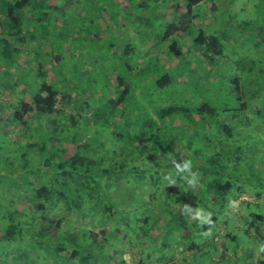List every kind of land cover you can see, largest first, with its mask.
<instances>
[{"label": "rangeland", "instance_id": "374dc122", "mask_svg": "<svg viewBox=\"0 0 264 264\" xmlns=\"http://www.w3.org/2000/svg\"><path fill=\"white\" fill-rule=\"evenodd\" d=\"M53 1L59 7L60 21L54 23V51L65 52L64 62L72 74H66V78L77 82V91L85 90L82 97H96L93 99L97 100L99 112V107L103 110L107 106V93L112 95L116 90L114 78L123 69L136 88L137 98L131 108L136 110L137 119L146 120V114L153 113L155 107L171 103L184 108L185 114L177 115L178 123L156 121L159 130L153 136L161 144L150 143L137 151L143 160L123 150L118 160L103 163L112 175L108 180L110 191H114L111 196L106 194L104 178L99 183L101 189L90 188L93 195L88 194L90 189L81 188L78 199L82 203L76 208L75 194L65 190L70 189V184L54 172V191L58 194L54 195V209L42 197L36 202L44 204L43 208L28 207L40 172L31 164L34 149L11 135L17 124L10 126L0 121V235L10 225L15 226L16 233L9 244L0 237V264H82V260L87 264H257L258 251L264 245V0H223L217 3V11L208 3L196 5V20L187 42L184 45L179 40L190 53L185 52L178 60L166 51L177 37L167 41L160 38L164 31L161 15L170 12L167 2L182 0ZM165 18L167 21L170 17ZM199 29L216 34L223 47L219 56L205 59L207 62L194 52L193 39ZM257 30L263 41L256 35ZM40 46L42 50L50 49L49 44ZM125 48L131 49L126 52ZM48 59L42 60L45 68H50ZM1 62L5 61L0 54ZM30 65L35 66V61ZM5 69L0 68L2 82L7 81ZM165 73L171 81L160 86L157 81H162ZM198 73L205 77L199 78ZM56 81L54 76V83L59 82ZM15 97L11 91L0 92L4 106ZM68 99L63 96L60 104H68ZM92 101L87 100L91 106ZM202 105L207 109L200 111ZM97 122L100 123L94 125L88 118L82 119L77 131L92 148L99 149L93 158L108 153L101 149L103 142L111 148L108 155L114 156L113 148L118 150V145L102 124L107 122L105 116L101 115ZM138 129L136 126L131 133L128 129L121 133L136 135ZM91 134L100 140L91 139ZM18 146V162L10 166L6 158ZM181 159L187 164L182 165ZM211 160L225 168L210 166ZM199 161L204 162L203 169L208 173H194ZM185 181L187 186L183 185ZM227 181L231 186L226 190L223 185ZM167 182L179 185L181 193L194 194L195 207L187 208L188 218L189 211L202 205V218L216 216L213 224L186 237H182L177 221L165 226L160 216L163 202L178 196L164 192ZM240 191V200H253L250 206H245L244 201L237 208L240 200L235 198ZM255 199H259L257 205ZM105 206L111 211L103 212ZM50 219H60L56 231ZM235 220H239L237 226L241 229L237 231L238 238H225L220 243L222 238L214 235H224L232 229L230 221ZM97 226L105 228L100 241L88 232L98 231ZM190 241L199 245L200 252L180 255ZM71 250L77 253L73 256ZM170 257L172 261L167 260Z\"/></svg>", "mask_w": 264, "mask_h": 264}, {"label": "trees", "instance_id": "16d2710c", "mask_svg": "<svg viewBox=\"0 0 264 264\" xmlns=\"http://www.w3.org/2000/svg\"><path fill=\"white\" fill-rule=\"evenodd\" d=\"M182 1L183 2H167L170 12H165L161 15V20H164L162 24L164 31L160 38L162 41H167L170 39L172 40L173 37H177V40H172L166 49L169 55L176 57L177 60L182 57L185 52L190 53L189 49L181 47L179 40L182 39L184 45L187 42L186 37L192 29V22L196 20V15L193 13L194 7L204 2L206 5L207 3L210 4V8L213 11H217V3L223 0ZM219 5L223 6L222 3ZM58 8L57 3L53 0H0V36L2 37H0V46L2 47V53L0 54L2 55L3 61H5L0 63V68H6L4 71L6 73L5 78H7L5 82L0 80V92L3 90L7 92L11 91L16 96L15 101L5 106L0 102V121H7L10 123V126L14 123L17 124L18 127L13 130L11 135L14 136L17 141H22L23 145L28 147V149H34L30 153L32 159V163H30L36 165V170H40V172H38V176L35 177L38 181L33 179L35 180L36 189L32 195L33 199L30 200L28 205L30 209H40L44 207V204H38L36 202V198L40 197L44 198L45 202L51 203V207L54 209V195H58L54 191V182L56 180L54 172L61 176L65 183L68 182V184H70L68 185L70 189L65 188V190L73 195L75 194L76 199H74V206H76V208L80 207L82 203V199H78L80 195H82L80 192L81 188L101 189L102 187L99 186V183L103 182L100 180H104V178L107 180V182L104 181L106 183V194L109 196L113 195L114 191H110L112 186L111 182H108L112 175L108 168H103V166H105L103 163H107L108 161L113 163L116 159L118 160V157L120 158L122 153H124L123 150L136 156V159L143 160V158H140L138 155L141 153L137 151L143 150L151 145L150 143H154L157 146L161 144L160 141L158 142L157 138H154L155 135L153 136V134L159 130V128L155 127L156 121L166 119L170 122L172 121V123H178L177 115L185 114L183 112L184 108L177 103H171L155 107L153 113L148 112V114H146L148 117L146 120L137 119L136 110L131 108L132 102L137 98L136 88L129 79L124 76L123 69L122 72H119L114 78L116 90L112 95L107 93V96H105L107 106L103 110L99 107L101 111L99 112L98 109H96L97 103L95 101L97 100L93 99L96 97H82V93H84L85 90L77 91V82L72 80L69 81L66 78V74H72L69 72L70 70L66 68V62H64V56H66L65 52L62 53L59 50H57V52L54 51V23L59 24L60 22L57 18ZM165 17L170 18L166 21ZM3 22H5V25ZM255 33H257L256 35L259 34L258 37H261V33L258 30ZM261 40L263 41V37H261ZM193 41L196 45L194 52L200 54L198 57L201 58L202 61L205 59L211 60L214 56H219L222 53L223 47L214 33H207L203 29H199ZM42 44H49L50 49L42 50L40 46ZM130 49L131 48H125V51L128 52ZM47 57L49 58L48 63L50 68H45L46 62H42V60ZM33 60L35 61V66H29ZM1 74L2 71L0 70V75ZM54 76L58 78L59 82L56 81L58 83H54ZM197 76H199V78L205 77V75L199 73ZM162 79V81H157L160 86L169 84L171 81L167 73L162 75ZM234 82L238 84V79L235 78ZM19 86H22V88L19 89ZM23 89H25V91H23ZM63 96H69V103L66 105L60 104V100ZM88 99L93 100L92 106L87 102ZM81 100L82 102H79ZM58 104L60 107H57ZM204 108L206 107L202 105L199 110L203 111ZM208 110H210V108H208ZM101 115L105 116L107 122L102 124L108 127L107 130L111 134L110 137L112 134L116 137L112 139H115L118 150H115L116 147L113 148L114 143H111L115 155L113 156L112 153L108 155L111 148L109 144L103 142V147L101 149L105 151L109 150L108 153L101 154L100 158H93L92 156H96L95 153L98 152L99 149L92 148L89 144L90 142L87 143L86 140H83V135L77 130L82 123V119L85 120L86 118L91 120L94 125H98L100 122H97V120ZM32 116H34L33 120H31ZM83 116L84 118H82ZM116 117L119 118L116 119ZM113 120L116 123H114ZM120 121H122V123L124 122V124L121 123V128H119L121 126ZM116 124L118 126H116ZM136 126H139L136 135L129 134L125 136L121 133L127 129L131 133V129H134ZM86 133L90 134V132ZM20 136L21 138H19ZM93 138L100 140L97 136L91 134V139ZM156 145L153 147L155 148ZM19 146L17 149L11 150L9 156L6 158L10 166L18 162ZM157 156L156 154L153 157ZM180 162L182 165L187 164L184 159H181ZM200 163V161L195 163L196 169L194 173L196 174L203 172V167L206 166L204 162L202 164ZM209 164L210 166L217 165L215 160H211ZM65 166H70V168H66ZM217 166L225 168L223 165ZM41 167L43 168L42 170ZM99 168L101 169L99 170ZM32 172L33 170H29V173ZM206 173H208L207 170L201 174L204 175ZM177 177V179H179V176ZM151 182H154V179H151ZM160 183H162V181ZM183 185L187 186L188 183L185 181ZM230 186V182L227 181L223 185V188L227 190ZM238 188L240 190V187ZM163 190L168 194L174 193L178 195L168 202H163V213H160L163 224L166 226L167 223H170L172 220L177 221L176 223L182 230V237H186L191 233L205 231L208 226L213 224L216 220V216L214 215L202 218V212L204 210L202 205H198L193 211H189L192 219H190V217L188 218L187 208L194 206L192 202L194 194L190 192L181 193L179 185L169 184L167 182ZM88 194L93 195V191L90 189ZM240 194L241 191L235 199H239L241 197ZM257 195L259 197L261 196L259 193ZM91 200H95V198L92 197ZM255 201L254 204L257 205L259 199H255ZM241 202H244L245 206L248 207L253 200H240L238 201L237 208H239ZM104 208L103 212L105 213H107L106 210L108 209L111 211L109 206H105ZM237 216L239 217L238 212ZM238 221L239 220H235L234 222L230 221L229 227L232 229L226 230L222 236L216 233L214 237L220 236L222 238L220 243H222L225 238L236 240L238 238L237 231H241L237 226ZM51 223L54 224V231H56V228L60 224V219H53ZM14 227V225H10L0 235L4 244H9L10 240L15 237L14 235L16 233ZM97 229L98 231H88L89 235H95L97 238L94 237L98 241L101 239L103 240L105 228L103 226H97ZM262 230L264 235V229ZM39 232H42V229L39 230ZM257 238L261 237L258 235ZM57 249L64 250L62 247H57ZM189 250L195 252H190ZM196 252H200L199 245L195 241H190L184 244L180 255L185 256L189 255V253ZM70 253L74 256L77 252L76 250H71ZM167 260L172 261V258H167ZM256 260L257 264H264V245L258 251ZM177 263L178 262H173V264ZM82 264L87 263L85 260H82ZM139 264L142 263L139 262Z\"/></svg>", "mask_w": 264, "mask_h": 264}]
</instances>
